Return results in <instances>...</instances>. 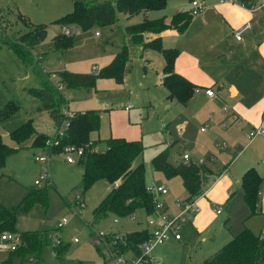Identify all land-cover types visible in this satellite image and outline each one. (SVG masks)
Instances as JSON below:
<instances>
[{
    "label": "rangeland",
    "instance_id": "rangeland-1",
    "mask_svg": "<svg viewBox=\"0 0 264 264\" xmlns=\"http://www.w3.org/2000/svg\"><path fill=\"white\" fill-rule=\"evenodd\" d=\"M249 1L259 4L255 0ZM186 3L187 0H169L164 8L147 10L144 16H168L179 7L186 6ZM0 7H5L0 9V27L14 39L31 28L29 20L47 25V35L38 45V49L48 50L43 62L48 65L49 77L55 85H59L58 70L91 72L94 66H97L98 70L107 64L108 54L115 45L126 42L131 56V70L123 82L117 83L111 77H99L95 86L89 89L61 86L67 98L66 103L62 105V111L64 112L65 108L74 113L89 108L98 109L100 127L98 131L91 133L92 137L98 139V148L105 147L104 138L108 136L140 138L144 149L135 158L134 164L144 163L146 181L164 183L173 197L187 196L188 192L181 177L176 175L168 179L162 172L154 170L151 157L164 144L171 143L169 160L172 162L179 160L177 148L181 151L194 148V156L201 160L202 156L214 154L211 151L214 147L223 145L224 139L222 133L217 136H214L215 133L211 134L214 131L212 121L206 125V131L200 130L205 125L203 114L216 111L215 104L199 97L196 102L185 106L175 98H167L166 89L159 82L164 62L162 53L153 49H146L141 53L139 45L124 37L126 24L141 21L145 11L127 15L118 11L115 6V21L112 26L94 25L86 30L80 27L70 44L55 48L51 39L61 28L55 19L72 9L73 0H0ZM198 14L192 15L194 17ZM96 30L99 31L98 35ZM163 38L162 44L165 47L170 42H175L172 36L166 35ZM35 54L36 62L45 69L43 54ZM39 85L40 79L31 70L30 65L23 62L13 50L0 46V108L6 104L11 108L9 115L0 119V135L8 146L24 145L17 152L7 156L4 166L0 167V203L7 207H16V230L1 229L0 234L7 230L19 232L34 229L45 231L42 237L46 241L38 258L31 254L16 255L12 249L1 246L0 243V264L10 256L13 258L7 264H80L85 261L90 264H102L107 254L98 250L94 244V231H127L140 228L146 224L145 213L137 210L132 218L109 214L104 219L95 221L94 209L110 189L111 183L106 179L95 181L80 194L83 199L80 205L76 196L81 188L74 186L80 181L82 166L76 153H73L75 161L68 162L62 147L52 150L49 160L40 161L38 157L47 156L49 146L32 147L29 140L18 143L11 137L10 131L28 118H31L39 132L54 135L62 129V123L54 120L49 110L37 109L40 100L29 92L28 87ZM183 115L185 119L182 118ZM162 123L168 125L166 129L161 127ZM180 126L184 127L183 133L179 130ZM218 127L216 130L221 129ZM206 134L210 138H206ZM248 139L239 137L234 144L228 145L226 150L217 148L216 151L219 155L224 153V157L229 161L233 159V152L241 156L251 151L248 150V145L245 146ZM205 153L208 155H202ZM45 169L48 176L40 178ZM216 174L217 170H214L208 181H205V186L217 180ZM35 179H39L40 183L36 184ZM49 179L52 184H48ZM43 186L47 187V204L44 206L35 202L27 209L23 208L21 202L27 191ZM215 195L222 196L223 191L217 189ZM260 199L264 200V180ZM239 203H242L241 207L231 211L228 209L229 205L223 203L224 213L216 217H213L209 210L203 212L207 225L201 232H196L189 238L184 237L182 241H167L156 245L153 249L156 263L200 264L244 226L264 235V208L262 211L257 208L256 213H251L244 201ZM200 207L202 210L203 207ZM211 208L213 209V205ZM114 217L118 218L117 222ZM63 218H66L67 222L62 223ZM74 236L78 237V241L73 240ZM65 242L68 243L66 251L61 257H57L53 246Z\"/></svg>",
    "mask_w": 264,
    "mask_h": 264
},
{
    "label": "trees",
    "instance_id": "trees-1",
    "mask_svg": "<svg viewBox=\"0 0 264 264\" xmlns=\"http://www.w3.org/2000/svg\"><path fill=\"white\" fill-rule=\"evenodd\" d=\"M167 2L168 0H73L72 9L56 18L55 22L59 23L60 27L77 24L83 30L94 25L112 26L115 21V6L118 11L124 14L134 15L141 11L164 8ZM243 2L248 7L253 4L249 0ZM0 9H4V7H0ZM19 13L21 12L19 11ZM192 18L190 10L182 8L168 16L144 18L141 21L126 24L124 27V32L129 40L140 46L141 53L146 49L162 53L164 62L161 84L167 89V98H175L183 104L190 100L197 85L175 70L174 61L179 50L176 47L163 46L161 32L171 28L182 33L189 26ZM29 22L31 28L22 32L16 39L0 27V44L12 49L23 62L30 65L31 70L39 77L40 85L28 87V90L40 100L37 109L49 110L51 117L59 124L65 119L62 105L67 101L61 86L89 89L95 86L99 77H111L117 83H122L125 74L131 68L129 47L127 44H123L113 58L96 72L59 70V85H55L51 81L48 71L38 65L36 54L32 51L36 44L45 39L47 25L31 20ZM73 36H67L60 30L52 39L55 47H61L70 44ZM11 107L13 108L14 105ZM10 109L7 104L1 107L0 119L8 116ZM99 127L98 109L89 108L75 112L68 119V125L64 130L57 131L54 135L36 130L31 118L13 128L10 135L18 143L29 140L32 147L49 146L51 153L52 150H59L67 144L83 148V154L79 158V163L82 166L81 178L74 187H80L81 192H78L81 194L99 179H106L111 183L110 189L94 209L95 221L104 219L109 214L116 217L132 218L137 210H142L145 214L153 213L154 199L153 194L146 187L144 163L134 164L135 158L144 149L141 139L108 136L104 138L105 147L100 149L97 147L98 139L91 136V133L98 131ZM23 146L21 144L8 146L0 135V167L4 166L7 156L17 152ZM169 153L170 145L159 149L150 160L153 169L162 172L167 178L180 176L182 184L188 192L187 196L202 193L205 181L213 173L211 163L206 160L197 162L192 158L187 161L172 162L169 160ZM115 180L118 181L116 186L113 184ZM263 180L264 175L260 174L254 165L247 167L241 175L240 186L243 191V200L251 213H256L260 208V190ZM48 182V184H52V180H48ZM47 199V187L43 186L28 190L21 205L25 209L35 202L45 206ZM81 203H83V199H81ZM15 217V206L7 207L0 203V230H16ZM44 232L34 229L19 231L20 243L13 253L16 255L31 254L38 258L46 243L42 237ZM124 234L125 244L120 245L122 251L129 248L136 249L137 245L149 235L146 228L127 230ZM67 247L68 243L66 242L62 245L55 244L53 246L54 254L61 257ZM12 258L13 256H10L1 263L7 264ZM80 264L90 263L85 261ZM102 264H106V261L103 260ZM200 264H264V235L261 232L255 233L249 227L244 226L218 250L204 258Z\"/></svg>",
    "mask_w": 264,
    "mask_h": 264
},
{
    "label": "crops",
    "instance_id": "crops-1",
    "mask_svg": "<svg viewBox=\"0 0 264 264\" xmlns=\"http://www.w3.org/2000/svg\"><path fill=\"white\" fill-rule=\"evenodd\" d=\"M255 1L261 3V6L256 10L229 0H205V8L192 18L184 32L180 33L171 28L161 32L162 40L166 35L174 38V44L170 42L167 47L172 46L179 50L174 61L175 70L193 81L198 88L194 90L190 100L186 104H182L190 105L196 102L199 97L213 102L216 111L207 115L203 114V122L206 126L208 122L212 121L214 131L211 134L215 133L214 136H217L222 133L225 143V147L217 146L211 151L216 156V159L210 162L212 170L214 168L218 173L222 168H225L223 174L217 177L214 183L207 184L203 195L199 196L198 203L203 209L201 210L200 207L194 218L182 225L180 239L171 237L168 241H182L184 237L189 238L196 232H201L207 225V221L203 219V212L206 210L216 217V215L224 213L223 203L229 205V211L241 207L242 203L239 202L244 200L240 178L247 167L254 165L258 172L264 175V0ZM186 7H189V0H187L186 6H181L177 10ZM246 23H249L250 26L241 31L239 39L236 38L235 31ZM125 36L128 38L124 32ZM51 41L55 47L53 39ZM41 42L36 44L32 51L42 53L43 62L48 50L38 49ZM125 43L115 45L112 52L108 54L109 61ZM0 46L7 49L2 44ZM43 66H45V70L49 71L48 65H44V62ZM207 87L214 90L212 95L205 92ZM182 118L186 117L183 115ZM219 124L220 127H218ZM162 125L163 129L168 126L167 124ZM206 127L200 130L206 131ZM217 127L221 129L216 130ZM253 127H261L262 132L248 139V132ZM179 130L183 133L184 127L180 126ZM243 136L246 140L248 139L245 146L248 145V150H251L247 154L245 152L238 156V153L233 152V159L228 161L224 157V153L220 155L217 153V148L226 150L228 145L234 144L239 137ZM206 138H210V136L207 135ZM166 145L171 146V143L164 144L161 148ZM177 152H179V160L175 162L182 160L183 153H188L192 159L197 160L193 154L194 148L182 151L177 148ZM202 155H208V153ZM204 157L207 156H202V158ZM234 165L235 168H233ZM217 189L223 191L222 196L215 195ZM236 194L237 197H235ZM176 197L180 196L173 197L168 192L166 199L172 202ZM215 205L221 207L220 213H216ZM263 208L264 200L260 201V211Z\"/></svg>",
    "mask_w": 264,
    "mask_h": 264
},
{
    "label": "built area",
    "instance_id": "built-area-1",
    "mask_svg": "<svg viewBox=\"0 0 264 264\" xmlns=\"http://www.w3.org/2000/svg\"><path fill=\"white\" fill-rule=\"evenodd\" d=\"M233 2H237L241 5L244 4V0H229ZM261 6V3L256 4L255 2L250 6L251 9H258ZM205 8V0H190L189 2V10L192 14H198ZM250 26L249 23L243 25L240 29L235 31L236 38H240V33L243 29ZM80 27L78 25H62L60 30L65 35H75L79 32ZM97 35L99 33L98 30L95 32ZM93 71H97V66L93 67ZM205 92L208 95L213 94V90L211 88H206ZM65 119L62 122V129L68 125V119L74 115V112L69 110L68 108L64 109ZM164 126V124L162 125ZM205 125L201 127V129H205ZM262 132L261 127H253L248 132L249 139L253 138L255 135L260 134ZM225 147V143L223 144ZM65 158L68 162H74L75 157L73 153H76L78 158H80L83 154L82 147H76L72 144H67L64 146ZM47 156L40 155L38 159L40 161L49 160L51 157L50 150L47 152ZM191 157L188 153L182 154V160L187 161ZM216 159L214 154L209 155L206 158L201 160H197V162L208 161L212 162ZM225 168V167H224ZM224 168H222L216 174V178L223 174ZM45 173L40 175V178H45L48 176L47 170H44ZM50 180V179H49ZM48 181V180H47ZM35 183H40L39 179H35ZM114 186L118 184V181L115 180L113 182ZM147 190L153 194L154 199V212L150 214H145L146 216V224L142 228H146L149 235L148 237L141 241L136 249L129 248L125 251L120 249L121 244H125V231H105L103 229H97L93 234V242L96 247L103 253L107 254V258L104 260L106 264H157L156 259L153 255V249L156 245L162 244L168 241L171 237L174 239H180L182 237L181 228L182 225L193 219L194 216L200 209L198 198L203 195L205 188L202 193L194 196H185V197H176L172 202H169L166 199V196L169 192L168 188L161 184L157 183L153 180L146 183ZM76 199L78 200V204L81 203L80 193L77 192ZM216 213L221 212V207L219 205H215ZM114 221L117 222L118 218H114ZM67 222L66 218H63L62 223ZM74 241L78 240L77 236H74ZM0 243L1 246L8 247L12 250L16 249L18 244L20 243V236L17 231L7 230L0 234Z\"/></svg>",
    "mask_w": 264,
    "mask_h": 264
}]
</instances>
